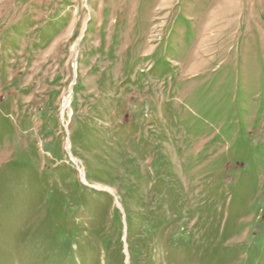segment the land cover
Returning a JSON list of instances; mask_svg holds the SVG:
<instances>
[{
	"label": "rangeland",
	"instance_id": "1",
	"mask_svg": "<svg viewBox=\"0 0 264 264\" xmlns=\"http://www.w3.org/2000/svg\"><path fill=\"white\" fill-rule=\"evenodd\" d=\"M0 264H264V0H0Z\"/></svg>",
	"mask_w": 264,
	"mask_h": 264
},
{
	"label": "bare ground",
	"instance_id": "2",
	"mask_svg": "<svg viewBox=\"0 0 264 264\" xmlns=\"http://www.w3.org/2000/svg\"><path fill=\"white\" fill-rule=\"evenodd\" d=\"M233 13V12H232Z\"/></svg>",
	"mask_w": 264,
	"mask_h": 264
}]
</instances>
